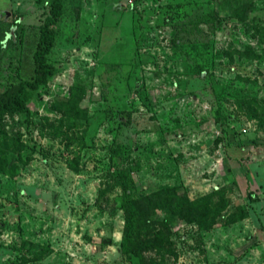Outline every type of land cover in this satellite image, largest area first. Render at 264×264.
Returning a JSON list of instances; mask_svg holds the SVG:
<instances>
[{
  "label": "rangeland",
  "instance_id": "374dc122",
  "mask_svg": "<svg viewBox=\"0 0 264 264\" xmlns=\"http://www.w3.org/2000/svg\"><path fill=\"white\" fill-rule=\"evenodd\" d=\"M49 2L0 0V93L30 75ZM60 2L53 74L0 118V264H139L120 202L165 187L226 205L209 228L173 217L158 253L142 226L145 260L264 264V0Z\"/></svg>",
  "mask_w": 264,
  "mask_h": 264
},
{
  "label": "trees",
  "instance_id": "16d2710c",
  "mask_svg": "<svg viewBox=\"0 0 264 264\" xmlns=\"http://www.w3.org/2000/svg\"><path fill=\"white\" fill-rule=\"evenodd\" d=\"M61 10L60 0H50L48 14L44 17L42 25L38 30L34 49L32 51L33 64L30 75L22 78L11 89L0 93V118L4 113L20 112L26 109L25 97L29 89H35L39 84L45 83L48 76L54 72V66L46 61V55L53 45L55 25L59 20ZM185 33H190L192 27L182 25ZM245 57H252L251 53L239 52ZM256 101V99L254 98ZM70 109V106H68ZM124 122L127 121L126 113L122 114ZM218 119L219 116L216 115ZM2 163L0 161V170ZM223 191L214 188L209 192L194 199H188L184 191H177L176 188H160L153 192L146 193L134 198H123L120 208L123 213V226L120 238V251L124 258H130L131 254L138 255L139 264H153L141 255V248L132 243L134 232L142 226H152L158 222L156 227L148 231L151 234L150 249L157 253L163 247L170 246L171 241L168 234V226L173 217H178L185 222L196 221L200 228H209L216 223V217L224 209L225 203L222 200ZM152 210L162 211L155 219L150 218ZM246 215L245 209L236 206L234 210L226 215V222L242 219ZM163 229H167L165 232ZM154 238V239H153Z\"/></svg>",
  "mask_w": 264,
  "mask_h": 264
}]
</instances>
